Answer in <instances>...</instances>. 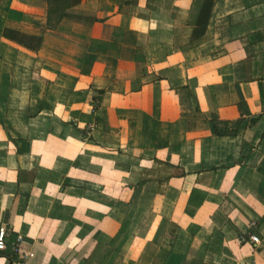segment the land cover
I'll list each match as a JSON object with an SVG mask.
<instances>
[{
    "label": "crops",
    "instance_id": "obj_1",
    "mask_svg": "<svg viewBox=\"0 0 264 264\" xmlns=\"http://www.w3.org/2000/svg\"><path fill=\"white\" fill-rule=\"evenodd\" d=\"M263 103L264 0H82L59 22L45 0H1L9 251L264 264Z\"/></svg>",
    "mask_w": 264,
    "mask_h": 264
},
{
    "label": "trees",
    "instance_id": "obj_2",
    "mask_svg": "<svg viewBox=\"0 0 264 264\" xmlns=\"http://www.w3.org/2000/svg\"><path fill=\"white\" fill-rule=\"evenodd\" d=\"M45 1L48 4V20L50 22L53 21L54 14L57 15L55 21L56 22L61 21L64 18L66 11L68 9L76 5H79L82 2V0H45ZM240 98H241L240 108L243 110L245 106L243 95L240 94ZM212 122L216 134L226 135L228 134V132H230L228 130V123L220 122L215 118L212 119ZM261 170L264 171V168H262ZM3 255H5L8 258L10 264H13L16 261V254L14 252L9 251L8 247L5 253H3Z\"/></svg>",
    "mask_w": 264,
    "mask_h": 264
},
{
    "label": "built area",
    "instance_id": "obj_3",
    "mask_svg": "<svg viewBox=\"0 0 264 264\" xmlns=\"http://www.w3.org/2000/svg\"><path fill=\"white\" fill-rule=\"evenodd\" d=\"M263 109H264V103H263ZM7 239H8V232L6 230L0 231V252L7 249V244H6ZM21 240L22 239H19L16 245L14 246V249H13L14 253L19 257V259L15 261L13 264H24V261L28 256H31V257L34 256L33 253L26 255L23 252L22 246H21ZM248 240L253 244H258L260 242L259 237L256 235H250L248 239L242 236V241L246 242Z\"/></svg>",
    "mask_w": 264,
    "mask_h": 264
},
{
    "label": "rangeland",
    "instance_id": "obj_4",
    "mask_svg": "<svg viewBox=\"0 0 264 264\" xmlns=\"http://www.w3.org/2000/svg\"><path fill=\"white\" fill-rule=\"evenodd\" d=\"M1 2V1H0ZM56 14H54V16H53V21H55L56 20Z\"/></svg>",
    "mask_w": 264,
    "mask_h": 264
}]
</instances>
